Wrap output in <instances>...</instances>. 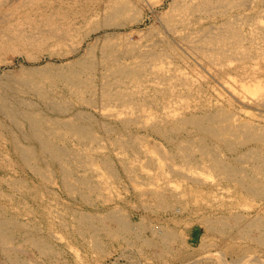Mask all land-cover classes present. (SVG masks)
I'll list each match as a JSON object with an SVG mask.
<instances>
[{"label":"rangeland","instance_id":"1","mask_svg":"<svg viewBox=\"0 0 264 264\" xmlns=\"http://www.w3.org/2000/svg\"><path fill=\"white\" fill-rule=\"evenodd\" d=\"M134 1L133 10L117 19L115 18L113 21H109L114 24H112L113 28L108 30V32L112 34V37L115 36L114 34H117V38L121 35L122 37L120 36L119 40L121 39L122 41H135L142 36L145 39L158 36H165L171 39L179 56H182L181 59H176L172 65L176 66L175 68L179 67L181 73L191 78L194 85L192 86L193 91L199 100L197 97H195V99L199 104L201 103L207 106H205L206 110L205 108H198V110L196 108L194 111L195 113L204 114L207 113L209 109V112H216L217 108V110H219L220 107L221 109L226 108L232 110L231 112H233L234 117L238 116L240 121L252 120V122H258V124L260 123L259 125H263L259 130H264V106H258L254 99L242 101L240 96L238 97L233 94L224 84V79H226V77H230L231 79L233 77H241L238 72H241L242 65L238 64L236 60L231 61L225 59L222 61L224 65L213 67L214 65L206 60H197L196 57L192 56L191 48L186 45V43L178 39L177 41L173 35H170V33L164 30L162 18L160 17L164 11L171 9L172 0ZM155 1L156 3L153 5L152 2ZM261 2L258 0L256 9L260 15L264 12V5ZM41 5L42 4L35 5L27 3L26 0H0V42L1 44L4 43V46L2 45L0 47V83L2 84H0V94L6 96L9 100L11 99V103L19 101L22 104H30L38 111L44 112L51 120L52 118L61 119L62 124L56 126L59 133L53 137H55L54 140L56 142L58 141L59 144L62 145L64 143L63 146L66 145L65 147L68 149H82L83 143L86 145L83 149L96 146V148H98L96 151V156L98 158H96L97 161L94 166L97 168V171L96 169L95 172L94 169L92 171V168H88L86 171V169L84 170L73 162V171L76 173L74 174V180L72 179L73 176L71 177V183H75L73 186L76 185V187H73L74 189L69 187L66 189V182L63 180V177L66 176H63L64 172L63 169H61L62 166L59 161L50 160L48 157L49 155L41 153V147L37 141L31 139L27 135L29 125L24 123L21 125V127L24 126V128H21L20 125L14 124L10 117L0 110V205H9L8 207H10L12 212L20 213L21 220L26 222L25 226H28H26L27 228L25 227V230L17 235L11 243L6 245L0 242V264H229L239 260H242V264H264V245L258 241V232L257 229L254 228L255 221H258V219L264 220V218H262L264 217L262 216L264 215V172H262L264 171V160H262L264 159L262 158L264 156V140L248 137L246 133L243 135V132V134L236 132L235 135L232 131L227 130H222L221 135L223 139L220 136L222 140L220 137L202 140L201 137H199L201 134L198 131L196 132L197 128L194 125L185 126L182 131L180 130L179 134L170 132L173 137L170 138L171 136L158 133L149 124H138L137 126V124L134 123L131 124L129 128L127 127V129L124 124L122 125L123 122H121L120 119L111 115L106 117L103 113L105 108L109 111L113 109V107H116L117 104L108 101L101 92L102 90H100L103 78L100 76L102 74V65L99 61L102 55L101 51H103L102 44L104 43L103 41L105 40L107 32L102 31L94 33L92 37L82 45L77 53H72V51H70L72 49L71 45H55L51 40L46 43H41L43 44L42 46H38L41 44L24 41L21 38L22 34L25 35L28 32L26 36L28 34H30L29 36L35 35V33L37 35L38 31L39 34H42L41 32L48 27L44 19L45 11L40 9ZM17 7L19 9H17ZM15 11L18 12L15 13ZM247 12H249V10ZM247 12L246 14H248ZM216 20L221 22L222 18L218 17V19H213L208 23H214ZM20 21H22V24ZM19 24H21L20 26L22 27H20ZM251 26L252 25H243L244 35L249 36L251 34ZM23 30L25 31L22 32ZM260 42L261 38L258 39L257 43ZM6 43L7 45H5ZM247 44H249L248 41ZM91 45L95 46V53H93L94 59H92V61H95L97 65V70L93 77L94 90L91 88L88 92L84 91L83 95L85 98H81V96H79L80 94H73L74 88L72 83L69 81L66 82L65 79L59 77L58 74L60 75V73L66 70V65L77 59L81 60L82 57L84 58L87 49ZM262 46L264 45L260 43L254 47V50L262 49ZM262 50L263 57L259 58V60L254 58L251 62H247L246 66L250 63L249 65L251 68L253 65L257 67V70L254 68L256 71L257 83H260V87L264 89V49ZM190 51L191 53H189ZM250 67L249 69H251ZM60 69H62L61 72ZM58 77L59 79H57ZM26 79H28L30 83H25L24 80ZM254 87L255 85L251 84V86L247 88L248 90H243L241 93L255 96L252 93ZM199 90L200 92H198ZM154 91L155 90L150 88L149 93L154 94ZM196 92L199 95H197ZM4 93L9 94V96ZM45 93L47 95H45ZM166 97H168V94ZM51 100H53V103ZM62 100H64V103ZM203 101L205 103H202ZM58 106H62L60 107L62 108L61 111L58 109ZM65 106H67V108ZM147 106L146 108L150 109L148 110L150 112L153 111V109L158 113L160 112V106L157 107L151 103L150 105L147 104ZM118 107L120 108L122 106L117 105V108ZM191 111L192 110L188 112ZM86 113L88 114L87 119L86 115H84ZM80 114H82V118H80ZM72 119L75 120L73 121ZM63 120H71L70 122H74V124L82 123L84 125L86 123L89 128L91 127L90 133L97 138L96 142L93 141L92 138H87V136H83V139L80 134L71 131L68 125L65 127V125H63ZM66 128L67 130L69 129V134H66ZM165 128L168 130L170 129L169 127ZM64 129L66 131L65 133H63ZM2 133H4V135ZM60 133L65 135L63 136L64 138H59ZM231 133L233 134L232 136ZM73 134L79 135V138L81 137L83 140H80ZM14 135L17 137H14ZM133 135L138 136L134 138ZM117 138L119 139L117 140ZM180 138H193V140L196 138L194 140L195 143L192 140L195 145L193 144L194 148L189 156H186L184 152H179L177 146L180 144V141H178ZM89 139L92 141V145H89L91 144ZM126 139L129 141L128 143ZM15 140H19L18 142L21 141L20 143L22 145L25 144V146H28L30 143H32L30 145H35L36 161L45 168L44 170H46L45 172L47 173L46 177L42 178L43 176H39L32 168L30 169L29 166L20 163L21 160L15 153L13 144ZM172 140L174 141L173 143ZM131 142L133 145H129ZM229 142L232 148L230 146L228 147ZM127 145L130 147L128 148ZM203 145L212 148L213 150H211L215 151L216 154L220 152L219 155L225 159L224 161H226L227 164L230 162L229 164L233 165L234 163L233 166L236 165L238 167L236 173L229 176L225 174L227 172H224L223 168L217 170L213 168L214 161L213 159L210 160L212 156L209 154L207 155V153L203 151ZM123 146L126 148L125 150L127 153L123 150ZM145 151L152 155L155 154L154 156L156 157H152L153 159H150L149 156L146 157ZM159 151L160 153L162 152L163 155H161ZM249 151H251L253 155H255L257 151L258 153L253 156L251 152V154L248 153ZM184 155L188 161L189 159H191V161L194 160L191 164L193 167L191 166L190 168ZM132 156L136 159L134 160ZM129 157L132 158L135 164L127 161ZM253 157H257L258 160L253 159ZM259 157L260 159L262 158L261 161L263 163L261 162V164H259ZM101 162L107 166H103ZM128 162L133 165L128 166ZM198 162H202L201 164L203 167H200L201 165L199 166ZM108 165L111 168L113 167L112 172ZM142 165L147 169H144V167L142 168ZM181 166H183V170L188 172H185L186 175L184 173H182V175L181 172H174V169H179ZM194 169L197 171V174ZM240 169H242V171ZM128 170L132 171L130 172ZM108 172H110V174L113 173L115 178H112ZM187 174L191 175V177L188 178L189 175ZM192 174H195L196 177ZM100 175L104 177H100ZM82 176L88 177L91 182H94V185H99V190H90L82 186L80 181H78ZM181 176H183V178ZM200 176L201 178H199ZM98 179H101L100 181L102 182L98 181ZM259 180L262 181L263 184H261ZM238 181L239 183L237 184ZM246 181H248V183H246ZM256 183H260L258 184L260 187ZM14 184H16V187L20 185V189L14 187ZM247 184L252 188L254 185L259 188H255L256 190L250 189ZM162 186L164 187L162 188ZM160 187L163 190H160ZM139 188H142V191L139 190ZM164 189L167 192L164 191ZM172 190L175 191V193ZM155 192L164 193L166 201H169L168 205L162 202L161 204L160 198L157 197ZM176 194L178 196H176ZM84 197H91V200ZM163 206H166L167 209ZM171 207L173 208L171 209ZM26 209L28 211H26ZM60 211L62 215L64 214L63 216L60 215ZM116 211H118L117 213H119L120 216L126 217V220L130 219L132 222L131 227L129 229H121L117 222H108V227H104L100 224L98 229V231L100 230L98 235L99 247H96L95 240L90 237V233L82 231V227L80 223H78L80 221V216L83 213L101 216L107 215L108 212L113 213ZM220 220L222 222L221 224H219ZM143 223L145 227H143ZM211 223L212 225H210ZM97 224H99V221ZM251 224L253 225L250 229L245 228V225L251 226ZM208 225L210 227H208ZM220 226H222V228ZM131 230L132 233L130 232ZM193 230H196L198 236V240L194 243L190 239V234ZM124 233L126 238L123 235ZM163 233L170 236L168 239L169 242L167 239H165L166 241L162 240L164 237ZM27 236L28 240H26ZM143 237L145 238L143 239ZM30 238H32L34 242L38 239L45 242L47 241L46 245L50 243V246L48 245L47 248H44L38 243H36L37 246L36 244L33 245L31 243L33 241ZM159 246L163 247L160 248ZM38 248H43L44 251ZM51 248L52 252L50 251ZM45 249H47L46 251L48 254L45 252Z\"/></svg>","mask_w":264,"mask_h":264},{"label":"bare ground","instance_id":"2","mask_svg":"<svg viewBox=\"0 0 264 264\" xmlns=\"http://www.w3.org/2000/svg\"><path fill=\"white\" fill-rule=\"evenodd\" d=\"M26 1H27V3L35 4V5L36 4H38V5L42 4L40 9L45 11L44 19H45V22L48 25V27L46 28V30L44 29L43 32H41L42 34H39V31H38L37 35H36L35 31H34L35 35H31V36H29L30 34H28L26 36V34L28 32L25 35L22 34L21 38L24 41H27V42L29 41L32 43L41 44V43H46L47 41L51 40L55 43V45H57V44L58 45H67V44L71 45L72 49L70 51H72V53H77L80 50V48L82 47V45L88 39H90L94 33H99L102 31L107 32L105 35V40L103 41L104 43L102 44L103 51H101L102 55L100 56V61H99V63H101V65H102V71L100 70L102 74L100 76H102V78H103V82L101 84L100 90H102L101 92L108 99V101L113 102V104L114 103L115 104L117 103V104H116V107H113V109H111L109 111L107 108H105V111L103 113L106 115V117L111 115L117 119H120V121L123 122L122 125L124 124V126L126 128L127 127L129 128V126H131V124H134V123H136L137 126H138V124H149L158 133L164 134L166 136H171L172 134L170 132H173V134H175V133L179 134L180 130L182 131L185 126H188V125L193 126L194 125L197 128L196 132L198 131L201 134L199 137H201L202 140H206L207 138L220 137V136L223 139V136L221 135L222 130L232 131V133L235 135H236V132H240V133L243 132L244 134L243 133L242 134L245 135V133H246V135L248 137H252L254 139L264 140V134H263L264 130H259L261 127H263V125L261 126V125H259L260 123L258 124V122H255V121L252 122V120H249V119H248L249 121H240V118L238 116L234 117L233 112H231L232 110H230V109H226L224 107H223L224 109H221V107H220L219 110H217L218 108L216 109V112H209L210 109L208 110L209 113L207 112L204 114L194 112L196 110V108H197V110H198V108L203 109V108H205L206 105L201 104V103L199 104L198 101L195 99V97H197V96H195V92L193 91L192 86H194V85L191 81V78L188 75L181 73V70H179L180 69L179 67L175 68L176 66L172 65L176 59H178V58L181 59L182 56L181 55L179 56V53L177 52L176 48L174 47V45H173L174 43L172 44L171 39L166 38L165 36H158L155 38L152 37L149 39H145L142 36L140 39H137L135 41H131V40H127V41L123 40L122 41L121 39L119 40V38L121 36L119 34H118L119 35L118 38H117V34H114L115 36L112 37V34L110 32H108V30L113 28L112 27L113 23H110L109 21H113L115 18L117 19L118 17H121L124 14L133 10V3L135 2L134 0H91V1H89V0H26ZM159 1H163V0H159ZM260 2H261V0H260ZM152 3L154 5L156 3V1L152 2ZM261 3L264 5V0H262ZM171 4H172L171 9L164 11L160 17V18H162V26L165 28L164 30H166L168 33H170V35H173L176 38V40L178 39L179 41L186 43V45H188L191 48L190 50L192 51V56L196 57L197 60H199V59L204 60V61L206 60L210 64L214 65L213 67L218 66V65H220V66L224 65L222 61L225 59H228L231 61L236 60L238 64L242 65L241 72L239 73L237 71L241 77H239V78L233 77L232 79L230 77L229 78L226 77V79H224V84L227 86V88L230 91H232L233 94L237 95L238 97L240 96V99L242 101L254 99L258 106H261V107L264 106V89H262L260 87L261 85H260V83H257V79H256L255 69L257 70V67H254L255 65H253L251 68L249 65L250 63H248V66H246V63L249 61L251 62V60H253L254 58H257L259 60V58L263 57V50L262 49H264V46H262V49H258V50L256 49V51L254 50V47L256 45H259L260 43H261V45H264V20H263L264 12H262L263 14L260 15V13L256 11L257 5H258V0H172ZM261 6H260V8H261ZM260 8H259V10H260ZM17 9H19V8L17 7ZM251 9H252V11H251ZM248 10H249V12H247ZM245 11L248 14H246ZM17 12L15 11V13H17ZM258 13H259V15H258ZM218 17L222 18L221 22L216 20L214 23H211V22H210L211 24L208 23L209 21H211L213 19H218ZM20 19H21V17H20ZM20 23L22 24V21H20ZM21 24H19V26ZM245 24L247 26L248 25L253 26V28L251 26L252 30H251V34L249 36L244 35L245 32L243 31V25H245ZM19 26H17V27H19ZM118 26H119V23H118ZM20 27H22V26H20ZM25 30H23L22 32H24ZM18 33H19V31H18ZM32 34H33V31H32ZM110 34H111V36H110ZM258 37L261 38L260 43H257L258 39H259ZM124 39H126V38H124ZM247 41L249 44H247ZM2 45L4 46V43L1 44V42H0V47ZM5 45H7V43ZM30 45H31V43H30ZM42 45L43 44L38 45V46H42ZM191 51L189 53H191ZM93 53H95V46L91 45L87 49V52H86V55H84V58L82 57L81 60L77 59V60L73 61L72 63L66 65V70H64L62 73H60L62 70V69H60V72H59L60 75L58 74V76L64 78L66 82L69 81L70 83H72V86L74 88L73 89L71 87L74 91L73 94H75V93L77 95L80 94L79 96H81V98L84 97V95H83L84 91L88 92V90H91V88L93 89V86H94L93 77L95 75V71L97 70V65H96L95 61H92V59H94ZM220 66H218V67H220ZM246 67H248V68H246ZM249 67L251 69H249ZM236 68H237V66H236ZM64 69H65V67H64ZM51 77H53V76H51ZM59 77L57 79H59ZM65 81H64V83H65ZM24 82L30 83L28 81V79L24 80ZM251 84L255 85L253 92H252L253 95H255V96H249L247 94L241 93V91H243V90H248L247 88H249L251 86ZM69 88H70V86H69ZM150 88L155 90L153 92L154 94L149 93ZM179 89H181V90H179ZM198 92H200V90ZM46 93H45V95H47ZM4 94L9 96V94H6V93H4ZM71 94H72V92H71ZM167 94H168V97H166ZM196 94H197V92H196ZM197 95H199V94H197ZM67 96H66V98H67ZM47 98H50V97H47ZM83 99H80V100H83ZM197 99H198V97H197ZM200 99H201V96H200ZM10 100L6 96L0 94V110L3 111L4 113H6L10 117V119L14 122V124L20 125V127L24 123L29 125V130L27 131L28 132L27 135L31 139L37 141V143L41 147L40 148L41 153H43L45 155L46 154L49 155L48 157L50 160L59 161L60 165L62 166L61 169H63V172H64L63 176L64 175L66 176V177L62 176L63 180L66 182V185H67L66 189H68V187L69 188L76 187V185L73 186V184H75V183H71V177L73 176L72 179L74 180V174L76 173V172L74 173V171H73V166H72L73 162H75L74 164L83 168L84 170L86 169V171L88 170V168H92L91 169L92 171L94 169V172H95V169L97 171V168H95V166H94L96 164V161H97L96 158H98L96 156L97 155L96 151L98 149V148H96V146L95 147L93 146L90 148L87 147V148L83 149V147H86V145H84L85 143H83L82 149H79V148H78V150L68 149L67 147H65L66 145L63 146L64 143L62 145L59 144L58 141L56 142L54 140L55 137H53L54 135H57L59 133L58 128H56V126L62 124L61 119L52 118V120H51V118H49L44 112L38 111L37 109L33 108L28 103L22 104L18 100L17 101L19 103L18 102H12L11 103ZM80 100H78V101H80ZM65 101H69V100H65ZM148 101H149V103H148ZM51 102L53 103V100H51ZM62 102L64 103V100H62ZM57 103H58V101H57ZM59 103L62 104L61 102H59ZM150 103L153 104L154 106L156 105L157 107L160 106L161 107L160 112L159 113L156 112L155 109H153V111H151V112L148 111L150 109H147L146 106H147V104L150 105ZM202 103H205V102L203 101ZM207 104H208V102H207ZM117 105L122 106V107L117 108ZM54 106H56V105H54ZM111 106H113V105H111ZM60 107H62V106H60ZM60 107L58 109L61 111L62 108H60ZM65 107L67 108V106H65ZM190 110H192V111L188 112ZM205 110H206V108H205ZM80 113H85V112H80ZM84 115H86V119H87L88 114L86 113ZM79 116H80V118H82V114H80ZM70 121L69 120L68 121L63 120V123H64L63 125H65V127H67L66 125H68V128L71 131H73L74 133L80 134L82 136V138H83V136H87V138H92V140L96 142L97 138L94 137V135L90 133L91 127L89 128V126L86 123L84 125L82 123L74 124V122H70ZM165 127H169L170 129L168 130ZM21 128H24V126ZM92 129H94V128H92ZM187 129H189V128H187ZM190 129H194V128H190ZM66 130H67V128H66ZM68 130L66 132L64 129L63 133L66 132V134H67ZM63 133L62 134L60 133L59 138H61V137L64 138L63 136H65V135ZM232 133H231V136L233 135ZM2 134L4 135V133H2ZM73 135H75V134H73ZM75 136H77V134ZM135 136H138V135H135ZM135 136H134V138H135ZM14 137H17V136L14 135ZM29 137H27V138H29ZM77 137L79 138V135ZM194 137H197V136H194ZM221 137H220V139H221ZM82 138L80 137L79 139L83 140L84 138L83 139ZM165 138H167V137H165ZM170 138H173V137L171 136ZM66 139H67V137H66ZM118 139L119 138H117V140ZM176 139H177V137H176ZM180 139H182V138H180ZM180 139L178 140V141H180V144L177 146L179 148V152L180 153L184 152L186 156H189L191 154L193 148H194L193 144L195 143L194 140L196 138L194 140H193V138L192 139L191 138L190 139L184 138L182 140H180ZM80 140H78V141H80ZM192 140L194 141V143ZM202 140H200V141H202ZM18 141L15 140L13 142V144H14V148H15V153L19 156V158L21 160L20 163H23V164L29 166L30 169L32 168L36 173H38L39 176L40 175L43 176L42 178L46 177L47 173L45 172L46 170H44L45 168L43 166H41L39 162L36 161V157H35L36 151L34 149L35 145H30V144H32V143H30L28 146H25V144L22 145L20 143L21 141L20 142H18ZM119 141H121V140H119ZM126 141H127V143L129 142L127 139H126ZM65 142H66V140H65ZM173 142L174 141L172 140V143ZM203 142H205V141H203ZM131 144H132V142L129 145H131ZM228 144H229L228 147L230 146L232 148L230 142ZM89 145H92V141H91V144H89ZM123 145H125V144H123ZM129 145H127L128 148L130 147ZM134 145H136V144H134ZM121 147H122V144H121ZM208 147H205V145H203L202 149H203V151H205L207 153V155L209 154L210 156H212V158H210V160L213 159V161H214L213 168H215L216 170L219 168L220 169L223 168L224 172H227L225 174H227L229 176H232L233 174L236 173V171L238 170V167L236 165L233 166L234 163H233V165H230L229 164L230 162L227 164L226 161H224L225 159H223L222 156L219 155L220 152H218V154H216L215 151H212L213 150L212 148L209 147L210 148L209 149ZM256 148H257V146H256ZM125 149L126 148H124V146H123V150L126 152ZM131 149H133V148H131ZM263 150H264V148H263ZM250 152L251 151H249L248 153H250ZM145 153H146V157L149 156L150 159H153L152 157H156V156H154L155 154L152 155L147 151H145ZM159 153H160V151H159ZM175 153H176V151H175ZM257 153H258V151H257ZM160 154L163 155L162 152ZM134 155H136V154H134ZM185 155H184V158H185ZM252 155H253V153H252ZM255 155H253V156H255ZM260 155H262V154H260ZM105 157H107V156H105ZM132 157L134 158V156H132ZM181 157H179V158H181ZM260 157H262V156H260ZM260 157H259V161H260L259 164H261V162H262L261 159L264 158V156L261 159H260ZM43 158H42V160H43ZM135 159L136 158H134V160ZM205 159H204V162H205ZM253 159H257V157L256 158L253 157ZM262 160H264V159H262ZM127 161H129L130 163H133V160L130 157L127 158ZM186 161H188V160L186 159ZM193 161H191V159H189V161H188V165L190 166V168L192 166L191 164L193 163ZM129 162L127 163L128 166H130V165L132 166L133 164H135V163L129 164ZM46 163H48V162H46ZM101 163H103V162H101ZM149 163H150V160H149ZM198 163H199V166L201 165L200 167H203L201 164L202 162H198ZM106 164H107V160H106ZM185 164H183V165H185ZM105 165L103 163V166H105ZM143 165H142V168L144 167ZM180 165H182V164H180ZM204 165H206V164H204ZM241 165H242V163H241ZM108 167H110V166L108 165ZM140 167H141V165H140ZM127 168H130V167H127ZM137 168H139V167H137ZM145 168L146 167H144V169ZM180 168H182V169H180ZM180 168L174 169V172H178V173L181 172V174L184 173L186 175L185 172H187V171L183 170V166H181ZM184 168H185V166H184ZM109 169H108V171H109ZM112 169H113V167L111 168V172H112ZM133 169H134V167H133ZM259 169H256V170H259ZM98 170H101V169H98ZM240 170L242 171V169H240ZM128 171H130V170H128ZM113 172H114V170H113ZM146 172H147V170H146ZM196 172L197 171L195 170V173ZM262 172H264V171H262ZM77 173H79V172H77ZM141 173H142V171H141ZM86 174H87V172H86ZM102 174H103V172H102ZM108 174H110V172H108ZM258 174H260V173H258ZM110 175L112 176V178L114 177L113 173ZM187 175H189V174H187ZM192 175L194 177H196L195 174H192ZM115 176H116V174H115ZM145 176H147V175H145ZM100 177H104V176L100 175ZM181 177L183 178V176H181ZM189 177H191V175H189L188 178ZM235 177H236V175H235ZM199 178H201V176ZM48 179H49V176H48ZM101 179H104V178H101ZM101 179H98V181H100ZM192 179H193V177H192ZM235 179H232V180H235ZM117 180H118V178H117ZM187 180H190V179H187ZM203 180H204V178H203ZM251 180H250V182H251ZM15 181H18V180H15ZM78 181H80L82 186H85L86 188H88L90 190H96V191L99 190V185L98 186L96 184L94 185L93 184L94 182H91L90 179H88V177L82 176L79 178ZM100 182H102V181H100ZM260 182H261V184H263L262 181H260ZM238 183H239V181L237 182V184ZM246 183H248V181H246ZM256 184L258 185L260 183H256ZM15 185L16 184H14L13 186L16 187ZM21 185H22V183H21ZM240 185H241V182H240ZM247 185H245V186H247ZM19 186H17V187L19 188ZM164 186H162V188ZM242 187H244V186H242ZM257 187H255V185L253 188L249 186L250 189L252 188L254 190H256L255 188H257ZM100 188H102V187H100ZM162 188L160 190H163ZM141 189L139 188V190H141ZM100 190H102V189H100ZM245 190H246V188H245ZM164 191H166V190L164 189ZM89 192H91V191H89ZM143 192H145V191H143ZM160 192H155L157 197L160 198V203L162 202L163 204L168 205L169 201L168 200L166 201L165 196H164L165 194L164 193L162 194ZM173 192L175 193V191H173ZM139 193H141V192H139ZM97 194H99V193H97ZM252 194H253V192H252ZM1 196H2V194H1ZM176 196H178V195L176 194ZM84 198L90 199L91 197H88V198L84 197ZM82 199H83V197H82ZM178 199H181V198H178ZM8 206L9 205H5V204L0 205V242H2L3 244H6V245L11 243L16 238L17 235H19L20 233H22L25 230V227L27 226V225L25 226L26 222H23V220H21L22 218L20 217V213L12 212L10 210V207H8ZM163 207H166V206H163ZM29 208H30V206H29ZM172 208L173 207H171V209ZM45 209H47V208H45ZM158 209H160V208H158ZM166 209H167V207H166ZM30 210H32V209H30ZM26 211H28V210L26 209ZM34 211H36V210H34ZM68 211H71V210H68ZM68 211H66V212H68ZM117 212L118 211L113 212V213L108 212L107 215H101V216L100 215L99 216L93 215L91 213H83L82 215L80 214L81 215L80 221L78 223H80V225L82 227L81 228L82 231H84L86 233L87 232L90 233V235H91L90 237H92L95 240L96 247H99L98 235H99L100 230L98 231V229H99L100 224H102L104 227H108V222H117L119 227H121V229L122 228L129 229L131 227L132 222L130 221V219L126 220L125 219L126 217L124 218L123 216H120V214ZM69 214H70V212H69ZM60 215H62L61 211H60ZM262 216H264V215H262ZM262 218H264V217H262ZM221 220H220V223L218 222L219 224L222 223ZM98 221H99V224H97ZM207 221H209V220H207ZM213 221H214V219H213ZM226 224H228V223H226ZM142 225H143V227H145L144 223ZM210 225H212V223ZM238 225H241V224H238ZM252 225L253 224H251V226L245 225V228L250 229L252 227ZM208 227H210V226L208 225ZM220 227L222 228V226H220ZM221 228H219V229H221ZM254 228H256L257 232H258V236L256 234L258 241L264 245V220L258 219V221H255V227ZM132 230L130 231L131 233H132ZM226 231H228V230H226ZM27 233H29V232H27ZM242 233H245V232H242ZM39 234H40V232H39ZM143 234H144V231H143ZM158 234H159V232H158ZM172 234H174V233H172ZM79 235H80V233H79ZM123 235L125 237V233ZM163 235H164V237H163L164 239L162 238L163 241L165 239L168 240L170 238V236H168L165 233H163ZM82 236H84V235H82ZM134 236H136V235H134ZM152 237H154V236H152ZM175 237H177V236H175ZM108 238H109V236H108ZM113 238H114V236H113ZM144 238L145 237H143V239ZM30 239L32 240V238H30ZM134 239H136V238H134ZM148 239H151V238H148ZM26 240H28V236H27ZM141 241H142V239H141ZM174 241H176V240H174ZM33 242H31L33 245L38 243L40 246H42L44 248H47V246L50 244L49 243L48 245H46L47 241L45 242L41 239L36 240V242H34V243ZM143 242H144V240H143ZM168 242H169V240H168ZM151 243H152V241H151ZM155 244H156V242H155ZM36 246H37V244H36ZM93 247H94V245H93ZM162 247H160V248H162ZM52 248L50 249V251L52 250ZM38 249H40V248H38ZM41 249H40L41 251H44L43 248H41ZM167 249H168V247H167ZM46 250L47 249H45V252L48 254V252ZM164 252H165V250H164ZM159 254H160V252H159ZM241 261L240 260L234 261L233 263H229V264H242ZM254 263H257V262H254Z\"/></svg>","mask_w":264,"mask_h":264},{"label":"crops","instance_id":"3","mask_svg":"<svg viewBox=\"0 0 264 264\" xmlns=\"http://www.w3.org/2000/svg\"><path fill=\"white\" fill-rule=\"evenodd\" d=\"M190 239H191V241L194 243V242H196L197 240H198V236H197V232H196V230H193L192 232H191V234H190Z\"/></svg>","mask_w":264,"mask_h":264}]
</instances>
